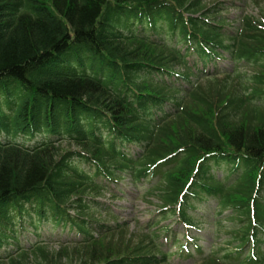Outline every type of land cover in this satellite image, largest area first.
<instances>
[{"label":"trees","instance_id":"16d2710c","mask_svg":"<svg viewBox=\"0 0 264 264\" xmlns=\"http://www.w3.org/2000/svg\"><path fill=\"white\" fill-rule=\"evenodd\" d=\"M206 3L0 0V264H264V16Z\"/></svg>","mask_w":264,"mask_h":264},{"label":"rangeland","instance_id":"374dc122","mask_svg":"<svg viewBox=\"0 0 264 264\" xmlns=\"http://www.w3.org/2000/svg\"><path fill=\"white\" fill-rule=\"evenodd\" d=\"M218 1L224 0H206V5L212 6ZM235 6L242 5V11L237 8H231L229 10V18L235 19L237 16H246L251 15L254 17H262L264 16V2L259 3H249L244 2L243 0H234ZM192 64L194 60L190 59ZM201 62H198L197 69L201 70ZM226 66H230L228 63H220V68H226ZM209 68L212 69V64H209ZM135 151V149H133ZM221 176L222 173L220 172ZM150 183H145V186L142 190H137L135 187L131 185L129 179H126L122 185L117 188L113 187L111 194H106L105 197L99 199L103 204L110 206L114 211L115 215L119 218V221L125 223V227L128 228L129 234L131 235H141L146 231V224L149 222L154 216L157 215L158 210L155 200L152 198L146 199L144 197L145 189L149 187ZM114 195V197H112ZM206 206L212 208L215 206L214 202L207 204ZM169 225L170 229L177 232L179 235L184 234L183 227L177 222V218L173 217L168 220L164 225ZM202 238L200 244L203 249H207L210 244V235L211 228L208 226H204L203 231L199 234ZM179 239H182L180 236ZM168 251L171 254H176L177 248L170 247ZM166 264H198V262H194L189 259H178L177 257H173Z\"/></svg>","mask_w":264,"mask_h":264}]
</instances>
